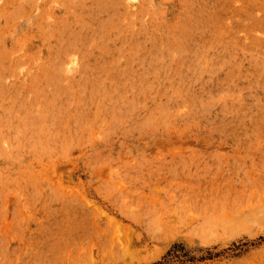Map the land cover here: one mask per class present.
I'll return each instance as SVG.
<instances>
[{
	"label": "rangeland",
	"instance_id": "rangeland-1",
	"mask_svg": "<svg viewBox=\"0 0 264 264\" xmlns=\"http://www.w3.org/2000/svg\"><path fill=\"white\" fill-rule=\"evenodd\" d=\"M0 264H264V0H0Z\"/></svg>",
	"mask_w": 264,
	"mask_h": 264
},
{
	"label": "bare ground",
	"instance_id": "bare-ground-1",
	"mask_svg": "<svg viewBox=\"0 0 264 264\" xmlns=\"http://www.w3.org/2000/svg\"><path fill=\"white\" fill-rule=\"evenodd\" d=\"M253 214L256 216V212L254 213V212H252V210H251V213L247 214L246 217H248V216H249V217L254 216Z\"/></svg>",
	"mask_w": 264,
	"mask_h": 264
}]
</instances>
